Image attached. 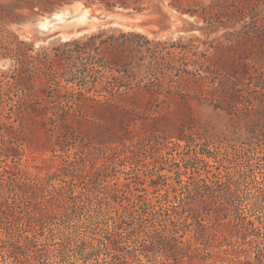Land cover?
Listing matches in <instances>:
<instances>
[{
  "label": "rangeland",
  "instance_id": "374dc122",
  "mask_svg": "<svg viewBox=\"0 0 264 264\" xmlns=\"http://www.w3.org/2000/svg\"><path fill=\"white\" fill-rule=\"evenodd\" d=\"M67 1L0 0V79L12 80L16 68L21 66L19 58L81 37L58 35L39 40V37L61 32L64 27L69 29L70 23L59 24L61 26L30 38L20 28V23ZM85 1L120 11L147 10L157 2L167 13L182 18V33L160 39L180 37V44H188L194 51L182 58V61L190 60L189 57L196 61V65L189 62L187 68L201 67L208 71L203 74L223 80L225 89L219 87L216 91L223 99V108L204 98L192 97L183 103L176 94L162 93L160 96L166 100L161 103L159 112L142 110L120 117V124L110 117H68L66 136L59 140L52 124L42 128L40 117L24 115L14 122V126L21 129H17L19 140L14 144L17 151L10 152L15 155L9 153L7 156L0 141L3 176L14 175L15 163L20 169L38 174L57 170L63 159L69 165L57 170L37 196L28 195L27 206L12 204L8 208L0 203V264H94L91 258L96 255L91 254V258L86 259L91 245L97 244V240L87 236L91 235L92 227H96L98 233L93 237L108 235L109 229L100 221L110 218L107 220L111 223V217L116 219L123 206L135 205L139 210L144 200L156 204V199H162L161 194L166 190L173 200L172 186L179 188L180 181L197 177L198 173L205 176L206 170L222 175L215 187L214 201L202 205L196 200L195 209L187 205V212L206 218L202 221L204 217H199L209 226L206 233L214 244L229 235L237 242L224 245L228 250L221 253L222 259L216 258L213 247L208 246L201 252L206 255L205 260L189 261L185 257L182 262L175 263L170 258L165 264H240L241 259L248 258L257 262V257L264 264V91L259 85L264 78V0ZM109 27L99 25L84 35ZM220 67L227 71L218 75L211 70ZM232 67L244 69L246 73L230 75ZM146 82L147 79H143L142 83ZM204 86L211 87V84L207 82ZM183 87L184 83H173L174 89ZM232 92L237 94L235 101L240 107V118L236 117L234 107L226 102ZM9 97L10 100L0 98L1 108L7 109V104L18 100L14 89ZM3 100L6 101L2 103ZM114 127L124 138L110 143L108 139H115L111 134ZM177 135L183 138L178 139ZM138 140L143 142L136 144ZM57 141L60 142L54 144ZM110 146L120 150H112ZM75 150L78 151L75 158L65 157L66 153L73 155ZM207 151L212 152L208 154ZM1 178L0 175V189H4ZM186 200L191 201L190 198ZM45 208L52 211L47 218L42 213ZM205 208L210 209L209 214L203 213ZM13 212L19 217L13 218ZM215 212L219 221L214 220ZM134 216L135 219L126 218L123 227L131 225L139 215ZM242 217L253 221V229L257 227L261 231L259 236L257 229L252 230L249 225L248 236L244 239L236 233L230 221L240 223ZM41 225L48 238L40 235ZM238 228L241 231L242 228ZM66 234L69 237L66 238ZM191 237L192 231H186L184 239ZM108 241L110 239H105L109 251L115 252L114 245ZM8 249H12V253L9 254ZM141 258L142 262L146 261ZM129 264L140 262L135 260Z\"/></svg>",
  "mask_w": 264,
  "mask_h": 264
},
{
  "label": "trees",
  "instance_id": "16d2710c",
  "mask_svg": "<svg viewBox=\"0 0 264 264\" xmlns=\"http://www.w3.org/2000/svg\"><path fill=\"white\" fill-rule=\"evenodd\" d=\"M180 41V37L175 40L160 39L148 37L138 31L109 27L79 38L62 41L51 46L47 51L43 50L19 58L18 62L21 66L16 68V73L11 76L12 80L0 79V98L6 97V100H10L9 94L13 89L18 95L17 102L7 104L9 108L0 107V141L3 143L1 148L6 151L7 156L10 152L17 151L14 144L19 140L17 129H20V126H14V122L20 121L24 115L40 117L42 128L49 123L52 124L51 127L57 131V140H59L66 136L68 117L86 115L97 118L110 117L117 119L120 124L118 121L120 117L136 114L142 110L159 112L161 103L166 100L160 96L162 93L176 94L183 103H187L192 97L204 98L214 101L216 107L223 108L221 105L223 99L216 94L219 87L225 89L223 80L209 77L208 73L203 74L208 71L201 67L187 68L189 62L193 64L194 60L189 57L190 60L182 61V58H187L189 53L194 51L188 44H180ZM202 52L206 56V53ZM211 70L218 75L227 71L223 67ZM230 70V72L228 70L230 75L246 73L244 69L239 70L237 67H232ZM143 79H147V82L142 83ZM175 82L179 85L184 83L183 88L186 89H174ZM207 82L211 87L204 86ZM259 85L264 91V78ZM233 92L229 94V100L226 102L234 107L236 117L240 118L242 117L239 114L240 107L235 101L237 94ZM6 100L1 102L4 103ZM121 127L122 125L119 130ZM115 130L114 127L111 131L115 139L113 137L108 139L110 143L119 142L124 138L118 129ZM177 136L178 139L183 138L182 135ZM142 142L143 140L141 142L138 140L135 143ZM110 149L120 150L117 146H110ZM207 152L210 154L212 151ZM10 154L15 155V153ZM76 155H78L77 150L73 155L66 153L65 157L75 158ZM66 162L63 159L57 170L69 163ZM3 169L6 170L4 166ZM14 169V175L8 177H4L3 170L0 169L1 182L4 183V189H0V203L8 208H11L12 204L27 206L29 200L26 197L37 196L42 192L46 183L57 171L45 174L30 173L20 169L17 163ZM205 172V176L198 173L197 177L190 176L187 180L180 181L179 188L172 186L173 200L169 199L166 190L161 194L162 199L159 197L156 199V204L144 200V206H139V210L135 205L131 208L123 206L118 211L116 219L111 217V223H109L110 218L97 221L106 225L109 233L100 235L101 237H93L98 234L96 227L90 229L91 235L87 234V236L97 240V244L91 245L90 252L86 253V259L89 260L90 255L93 254L96 255L95 258H91L95 260L94 264H129L135 260L140 264H165L170 258L175 263H179L185 257H188L189 261L194 258L205 260L206 255H202L201 252L208 246L213 247L212 252L216 254V258H221V253L228 250L224 245H235L237 240H232L233 235H229L214 244L206 233L209 226L202 222L206 218L202 215L197 217L186 209L187 205L193 207L196 200L203 203L202 205L214 201L215 187L221 181L222 175L220 172L215 173L210 170ZM208 173L210 176L207 175ZM186 198H190L191 201H187ZM204 210L203 213L209 214L210 209ZM216 210L218 211L219 208ZM42 213L47 218L52 211L45 208ZM136 214L139 215L137 219L128 227H123L126 218L135 219ZM200 216L204 217L202 221L199 219ZM14 217L17 218L19 215L13 212ZM213 217L215 221H219L217 212ZM230 223L232 227L235 226L236 233L241 234L243 239L248 236L247 225L251 227L254 225L253 221L246 220L245 217H242L240 223L231 221ZM238 226L243 230L240 231ZM254 229H257L256 234L259 236L261 231L257 227ZM254 229L252 227V230ZM44 230L45 227L42 226L40 235L48 238L44 235ZM189 230L192 231V237L184 239L186 231ZM35 231L38 229L36 228ZM67 237L69 234H66ZM105 239H110L108 242L114 245L115 252L109 251ZM198 244L206 247H200ZM8 253H12V249H8ZM207 254L211 253L207 252ZM101 255L105 256L100 257ZM141 257L146 261L142 262ZM240 261V264L263 262L258 257L257 262L249 258Z\"/></svg>",
  "mask_w": 264,
  "mask_h": 264
},
{
  "label": "water",
  "instance_id": "95a60500",
  "mask_svg": "<svg viewBox=\"0 0 264 264\" xmlns=\"http://www.w3.org/2000/svg\"><path fill=\"white\" fill-rule=\"evenodd\" d=\"M77 3L82 4L83 7L89 6L94 12H98L100 22L94 25L90 24H76L72 23L69 29H64L61 32H53L44 37H39L40 41L52 39L58 35L68 38L72 36H82L89 31L95 29L99 25L119 27L123 30L138 31L146 35L152 36H166L182 33V26L184 20L177 16L167 13L160 3H153L147 10L139 11H120L106 7H97L85 0H69L60 5L54 6L49 12L45 14H38L33 18L20 23V28L26 34L25 36H34L41 33H46L51 29H43L39 26V21L45 17H51L54 13L68 9ZM61 26V25H58ZM57 27V26H56Z\"/></svg>",
  "mask_w": 264,
  "mask_h": 264
},
{
  "label": "bare ground",
  "instance_id": "6f19581e",
  "mask_svg": "<svg viewBox=\"0 0 264 264\" xmlns=\"http://www.w3.org/2000/svg\"><path fill=\"white\" fill-rule=\"evenodd\" d=\"M99 22H100V16L98 15V12L95 11L93 12L89 8V6L83 7L82 4L77 3L72 7L71 11L68 9H63L54 13L51 17L42 18L39 21V26L43 29L52 30L59 24L76 23V24L94 25ZM158 37L160 38L162 36H158Z\"/></svg>",
  "mask_w": 264,
  "mask_h": 264
}]
</instances>
